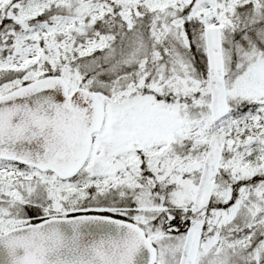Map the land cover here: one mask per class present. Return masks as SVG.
Listing matches in <instances>:
<instances>
[{"label": "snow or ice", "instance_id": "1", "mask_svg": "<svg viewBox=\"0 0 264 264\" xmlns=\"http://www.w3.org/2000/svg\"><path fill=\"white\" fill-rule=\"evenodd\" d=\"M0 264H264V0H0Z\"/></svg>", "mask_w": 264, "mask_h": 264}]
</instances>
